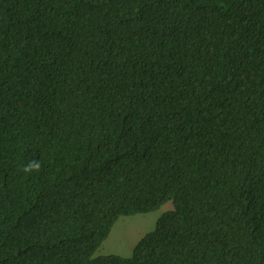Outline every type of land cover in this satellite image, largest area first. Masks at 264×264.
<instances>
[{"label":"trees","instance_id":"16d2710c","mask_svg":"<svg viewBox=\"0 0 264 264\" xmlns=\"http://www.w3.org/2000/svg\"><path fill=\"white\" fill-rule=\"evenodd\" d=\"M0 264H264V0H0Z\"/></svg>","mask_w":264,"mask_h":264},{"label":"rangeland","instance_id":"374dc122","mask_svg":"<svg viewBox=\"0 0 264 264\" xmlns=\"http://www.w3.org/2000/svg\"><path fill=\"white\" fill-rule=\"evenodd\" d=\"M171 207L172 202L167 201L156 210L119 217L93 256L104 254L130 256L138 240L151 231L159 215Z\"/></svg>","mask_w":264,"mask_h":264},{"label":"clouds","instance_id":"9594fccd","mask_svg":"<svg viewBox=\"0 0 264 264\" xmlns=\"http://www.w3.org/2000/svg\"><path fill=\"white\" fill-rule=\"evenodd\" d=\"M39 169V164L37 162H32L27 167L24 168L25 172H32Z\"/></svg>","mask_w":264,"mask_h":264}]
</instances>
